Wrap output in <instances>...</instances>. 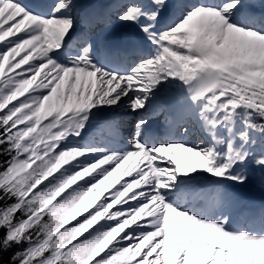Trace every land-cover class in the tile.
Segmentation results:
<instances>
[{"label": "snow or ice", "instance_id": "6c2138e0", "mask_svg": "<svg viewBox=\"0 0 264 264\" xmlns=\"http://www.w3.org/2000/svg\"><path fill=\"white\" fill-rule=\"evenodd\" d=\"M0 157V264H264V0H0Z\"/></svg>", "mask_w": 264, "mask_h": 264}, {"label": "trees", "instance_id": "16d2710c", "mask_svg": "<svg viewBox=\"0 0 264 264\" xmlns=\"http://www.w3.org/2000/svg\"><path fill=\"white\" fill-rule=\"evenodd\" d=\"M0 159H3V157H0ZM5 259H7V255L5 256Z\"/></svg>", "mask_w": 264, "mask_h": 264}]
</instances>
